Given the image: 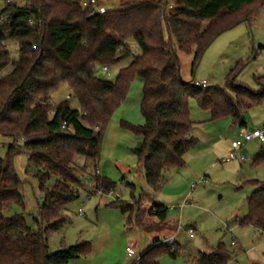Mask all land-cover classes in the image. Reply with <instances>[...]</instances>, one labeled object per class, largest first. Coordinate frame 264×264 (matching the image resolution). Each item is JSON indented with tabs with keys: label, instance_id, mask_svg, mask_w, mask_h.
Here are the masks:
<instances>
[{
	"label": "trees",
	"instance_id": "trees-1",
	"mask_svg": "<svg viewBox=\"0 0 264 264\" xmlns=\"http://www.w3.org/2000/svg\"><path fill=\"white\" fill-rule=\"evenodd\" d=\"M99 6V0H96ZM0 8V135L9 137L7 158L0 157V264H69L91 252V245L48 248V236L68 222V207L80 197L87 182L108 194L114 183L99 174L102 143L115 112L127 100L132 83L143 81L142 126L122 128L141 141L132 153L142 162L151 191L161 189L164 173L184 165L186 152L196 145L190 137V101L212 114L213 121L230 118L239 129L248 127L247 112L264 103V77L260 89L249 90L231 71L227 88L201 87L184 82L178 53L194 55L193 68L223 32L249 21L264 0H145L123 4L101 13L84 0H4ZM249 13H241L252 8ZM242 16V18H240ZM205 24V26H204ZM141 49L135 56L129 41ZM19 45L12 62L7 44ZM133 58L115 82L100 80L98 67ZM70 90L80 109L70 100L57 106L51 95L61 85ZM23 149L34 168L42 202L38 228H30L23 214L5 216L12 205L24 206L22 180L14 159ZM264 164V148L253 165ZM248 215L241 222L264 235V182L251 181ZM112 206L128 223L153 231L167 223L169 208L154 200L144 206L116 201ZM161 239L134 264H159L162 255L178 258L177 243ZM234 254L221 242L211 253L189 255L190 264H230Z\"/></svg>",
	"mask_w": 264,
	"mask_h": 264
},
{
	"label": "rangeland",
	"instance_id": "rangeland-1",
	"mask_svg": "<svg viewBox=\"0 0 264 264\" xmlns=\"http://www.w3.org/2000/svg\"><path fill=\"white\" fill-rule=\"evenodd\" d=\"M141 1L145 0H99V6L112 10ZM4 3L0 0V8ZM251 9L253 7L245 8L241 13H249ZM129 45L135 56L141 54L134 40H130ZM7 46L11 61H17L19 45L9 42ZM178 55L180 76L184 82L227 88L231 71L238 68V84L258 91V79L264 77V7L249 21H240L218 36L202 55L195 73L194 55L181 52ZM132 60L129 58L109 65L107 72L100 66L96 76L100 80L115 82L120 70L128 67ZM12 70L10 65L0 73V78ZM143 88L142 79H135L127 100L115 112L103 138L99 174L114 183L112 192L117 199L97 192L90 183L79 185L80 197L68 207L69 222L48 236L49 251L88 243L91 252L69 264H134L154 246L159 236L164 241L175 235L181 248L180 256L162 255L159 264H190L189 255L211 253L221 242L234 254L230 264H264V235L251 225L240 224L248 215V198L255 190L250 182H264V164L253 165V159L264 146L258 141L249 142L242 150L247 159L245 162L237 156L227 161L241 129L234 126L230 118L213 121L212 114L202 110L192 99L190 113L194 125L190 137L196 140V145L186 152L183 166L164 173L161 189L153 192L147 185L142 162L132 153L141 138L122 128L123 123L144 124L141 113ZM69 96V87L63 84L52 93V104L57 106L69 99L72 109H80L79 102ZM246 118L247 129L263 128L264 103L249 110ZM11 144V138L0 135L1 158H7ZM20 145L22 149L14 159V168L23 182L21 194L25 205H12L3 213L5 216L23 214L28 226L37 229L43 196L23 142ZM240 154L236 152V155ZM139 200L144 206L151 200L167 206V223L147 231L130 225L128 217L112 206L116 201L135 203ZM190 228L195 232L193 239L188 235ZM232 242L236 245L233 246ZM129 246L133 248L134 258H128L126 248Z\"/></svg>",
	"mask_w": 264,
	"mask_h": 264
},
{
	"label": "built area",
	"instance_id": "built-area-1",
	"mask_svg": "<svg viewBox=\"0 0 264 264\" xmlns=\"http://www.w3.org/2000/svg\"><path fill=\"white\" fill-rule=\"evenodd\" d=\"M94 5L95 9L100 11L101 13H105L107 11V9H105L104 7L98 6L97 1L96 0H84L83 2V6H88V5ZM103 70L105 72L108 71L107 67H104ZM196 85L201 88V87H206L205 84H198L196 83ZM252 141H258L260 142L263 146H264V127L261 129H256V130H249L247 128L245 129H241L238 133L237 136V140L233 142L232 144V149L233 152L229 155V157L226 158L227 161H231L233 159H235V157L237 156L242 162H245L247 159L246 157L242 154V150L245 147V145L249 142ZM236 152H240V155H236ZM108 197L112 198V199H117L113 197V192H109ZM80 214H82V211H80ZM181 229V226H179L178 231ZM188 235L191 239L195 238V232L192 228L188 229ZM164 245L166 246H172L174 243H176L175 237H172L170 239H166L162 242ZM232 245L235 246L236 243L232 242ZM126 252L128 254V258H134L135 253L133 251V248L131 246L126 248ZM139 260V259H138ZM138 260H136L135 263L138 262Z\"/></svg>",
	"mask_w": 264,
	"mask_h": 264
},
{
	"label": "crops",
	"instance_id": "crops-1",
	"mask_svg": "<svg viewBox=\"0 0 264 264\" xmlns=\"http://www.w3.org/2000/svg\"><path fill=\"white\" fill-rule=\"evenodd\" d=\"M184 203H185V202H184ZM240 224H241V226H245V225H243L242 223H240ZM159 237H160V236H159ZM159 237H158V239H161V238H159ZM173 237H175V235H173ZM170 238H171V237H170ZM175 238H176V237H175ZM158 239H157V240H158ZM167 239H169V238H167ZM163 240H166V239H163Z\"/></svg>",
	"mask_w": 264,
	"mask_h": 264
}]
</instances>
